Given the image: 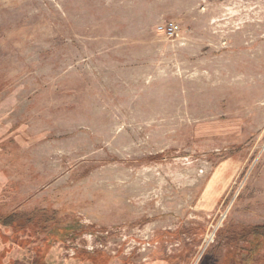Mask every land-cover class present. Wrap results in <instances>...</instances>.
Wrapping results in <instances>:
<instances>
[{"label": "rangeland", "instance_id": "374dc122", "mask_svg": "<svg viewBox=\"0 0 264 264\" xmlns=\"http://www.w3.org/2000/svg\"><path fill=\"white\" fill-rule=\"evenodd\" d=\"M254 226L264 0H0L4 246L31 264H222Z\"/></svg>", "mask_w": 264, "mask_h": 264}, {"label": "trees", "instance_id": "16d2710c", "mask_svg": "<svg viewBox=\"0 0 264 264\" xmlns=\"http://www.w3.org/2000/svg\"><path fill=\"white\" fill-rule=\"evenodd\" d=\"M239 241H247L250 246L249 256L245 258L247 264H251L256 255L259 254L261 247L264 245V227L254 226L242 228V230L236 233ZM237 240V241H238ZM231 262L234 264H239V259L236 258V251L230 253Z\"/></svg>", "mask_w": 264, "mask_h": 264}, {"label": "crops", "instance_id": "0c3cea01", "mask_svg": "<svg viewBox=\"0 0 264 264\" xmlns=\"http://www.w3.org/2000/svg\"><path fill=\"white\" fill-rule=\"evenodd\" d=\"M7 244L8 241L4 242L2 239H0V264H31L30 261L28 260H24V258L22 257V251H23V247H8V246H4V244ZM25 250V249H24ZM242 252V251H240ZM241 254V253H240ZM224 256V255H223ZM231 257L232 255L230 253H228V258L224 257L220 260H226V263L223 262L222 264H234L231 262ZM246 257H239V264H247V261L245 260ZM38 264H48L46 262L43 263H38Z\"/></svg>", "mask_w": 264, "mask_h": 264}, {"label": "built area", "instance_id": "2783aa9c", "mask_svg": "<svg viewBox=\"0 0 264 264\" xmlns=\"http://www.w3.org/2000/svg\"><path fill=\"white\" fill-rule=\"evenodd\" d=\"M177 32H178V31H177V28L171 26V27L168 28V31H167L166 35H167L169 38H173V37H175V36L177 35ZM212 236H213V235H211V237H209L208 241L206 242L207 244H208L210 241H212Z\"/></svg>", "mask_w": 264, "mask_h": 264}]
</instances>
